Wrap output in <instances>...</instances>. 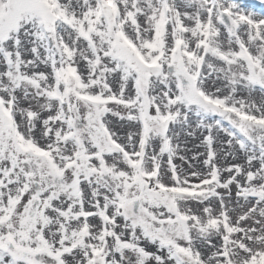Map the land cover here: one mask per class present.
I'll list each match as a JSON object with an SVG mask.
<instances>
[{
  "label": "snow or ice",
  "instance_id": "1",
  "mask_svg": "<svg viewBox=\"0 0 264 264\" xmlns=\"http://www.w3.org/2000/svg\"><path fill=\"white\" fill-rule=\"evenodd\" d=\"M0 264H264V0H0Z\"/></svg>",
  "mask_w": 264,
  "mask_h": 264
},
{
  "label": "rangeland",
  "instance_id": "2",
  "mask_svg": "<svg viewBox=\"0 0 264 264\" xmlns=\"http://www.w3.org/2000/svg\"><path fill=\"white\" fill-rule=\"evenodd\" d=\"M253 2H255V0H249V3H253Z\"/></svg>",
  "mask_w": 264,
  "mask_h": 264
}]
</instances>
